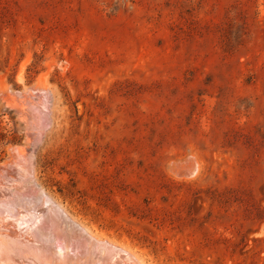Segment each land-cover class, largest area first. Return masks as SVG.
Here are the masks:
<instances>
[{
    "label": "rangeland",
    "instance_id": "374dc122",
    "mask_svg": "<svg viewBox=\"0 0 264 264\" xmlns=\"http://www.w3.org/2000/svg\"><path fill=\"white\" fill-rule=\"evenodd\" d=\"M0 227L16 264H264V0H0Z\"/></svg>",
    "mask_w": 264,
    "mask_h": 264
},
{
    "label": "bare ground",
    "instance_id": "6f19581e",
    "mask_svg": "<svg viewBox=\"0 0 264 264\" xmlns=\"http://www.w3.org/2000/svg\"><path fill=\"white\" fill-rule=\"evenodd\" d=\"M32 95V94H31ZM25 98V97H24ZM37 100V99H36ZM37 118V117H36ZM23 156V155H22ZM1 228V227H0ZM13 229H15V228H13ZM20 231V230H19ZM3 237L4 238H0V243L1 242H3V243H6L5 241H4V239L6 238L4 235H3ZM23 237V236H22ZM20 240V239H19ZM37 240V239H36ZM10 241H13V240H11L10 239ZM13 242H7V245H0V264H16L14 261H16V260H13L12 258H11V255H9V254H7V251H6V248L7 247H9V249L11 250V247H14L13 245L14 244H12ZM22 243V242H21ZM11 244V245H10ZM103 246V245H102ZM24 247V246H23ZM59 248V247H58ZM36 249V248H35ZM12 250H13V248H12ZM58 250V249H57ZM56 250V251H57ZM10 252V251H9ZM59 252V251H58ZM27 254V253H26ZM39 256V255H38ZM124 256H126L127 257V259L129 260V262L131 263V264H141V261L139 260V258L138 257H135V256H133V255H131V254H126V255H124ZM36 257V256H35ZM40 257V256H39ZM83 260V259H82ZM57 261V260H56ZM56 261L54 262V263H56ZM68 261H70V260H68ZM22 264V263H21ZM79 264V263H78Z\"/></svg>",
    "mask_w": 264,
    "mask_h": 264
}]
</instances>
